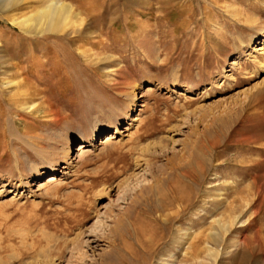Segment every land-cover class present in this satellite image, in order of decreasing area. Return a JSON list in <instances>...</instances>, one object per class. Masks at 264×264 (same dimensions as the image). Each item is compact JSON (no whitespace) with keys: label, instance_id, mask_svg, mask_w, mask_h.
I'll return each mask as SVG.
<instances>
[{"label":"rangeland","instance_id":"1","mask_svg":"<svg viewBox=\"0 0 264 264\" xmlns=\"http://www.w3.org/2000/svg\"><path fill=\"white\" fill-rule=\"evenodd\" d=\"M51 1L0 8V264H264V0Z\"/></svg>","mask_w":264,"mask_h":264},{"label":"bare ground","instance_id":"2","mask_svg":"<svg viewBox=\"0 0 264 264\" xmlns=\"http://www.w3.org/2000/svg\"><path fill=\"white\" fill-rule=\"evenodd\" d=\"M20 1L21 0H0V8L11 9L12 7H14L15 4L19 3ZM79 10H76L70 4L61 3V2H59L57 0H52L51 3H49L48 5L42 7L41 9L36 11L35 13L31 14L29 17H26V18L22 19L19 22H16L15 20L13 22H15L16 25L17 24H22L23 29L25 31H30L31 32L32 30H34L35 32L40 33V34L47 33V32L56 33V32H59V31L63 30L64 28H66L68 25H71L72 23L78 21L79 19L85 18L83 12L79 11ZM258 49H264V47L260 46ZM9 83L10 84H14L13 81H9ZM117 128H116V132H118ZM105 137L107 138V140H109L112 137H114V135L109 133ZM111 140H109V141H111ZM89 145H92V143L91 144L89 143ZM87 146L88 145L87 144L85 145L84 143L80 144V147L78 149L79 152H80V155H86L88 153L87 152L88 150H86ZM49 177L51 178V181H53V179L55 180V177H53V176H49ZM71 219H72V217H71ZM238 219H239V217L236 218L235 222H237ZM72 220H71V222H72ZM181 234H182V238H180V240L185 241V242H189L188 240L190 239V235L191 234L189 235L188 230H184L183 232H181ZM239 240L235 239L234 240V245L237 246V244L239 243ZM80 247H81V245L79 243H77L75 245V247H74V250H78V249H80ZM207 250H208V254L210 256H212L214 259L216 258V261H217L218 258L220 257V255L222 254L224 248L215 249V248L207 247ZM161 264H171V262H170V260H165Z\"/></svg>","mask_w":264,"mask_h":264}]
</instances>
